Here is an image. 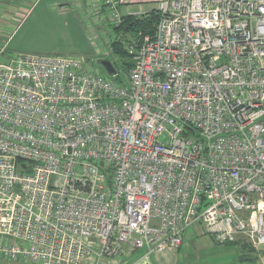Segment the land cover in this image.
<instances>
[{
    "label": "built area",
    "instance_id": "obj_1",
    "mask_svg": "<svg viewBox=\"0 0 264 264\" xmlns=\"http://www.w3.org/2000/svg\"><path fill=\"white\" fill-rule=\"evenodd\" d=\"M141 3L157 21L125 42V74L0 48V260L264 246V0H100L96 54Z\"/></svg>",
    "mask_w": 264,
    "mask_h": 264
},
{
    "label": "crops",
    "instance_id": "obj_2",
    "mask_svg": "<svg viewBox=\"0 0 264 264\" xmlns=\"http://www.w3.org/2000/svg\"><path fill=\"white\" fill-rule=\"evenodd\" d=\"M99 3L100 0H0V48H7L9 39L21 23L29 21L24 34L25 38L33 34V47L24 54L58 55L63 48V39L68 35L79 36L81 24L88 26V11H92ZM126 8H120V11L124 9L121 15L129 14ZM22 44L27 45V42L23 41ZM195 238L199 237L187 234L180 250H183L185 243ZM233 244L243 252L238 256L240 264H264V246L256 249L251 247V251L246 252L243 245L247 242L242 238H237ZM180 250L167 248L149 255L145 249L136 250L121 256L120 264H176Z\"/></svg>",
    "mask_w": 264,
    "mask_h": 264
},
{
    "label": "rangeland",
    "instance_id": "obj_3",
    "mask_svg": "<svg viewBox=\"0 0 264 264\" xmlns=\"http://www.w3.org/2000/svg\"><path fill=\"white\" fill-rule=\"evenodd\" d=\"M157 9L156 3H141L130 5L126 8L130 15L138 13H149L151 10ZM121 13L124 9H121ZM29 21L22 22L19 28L11 36L7 43V51L14 53H26L33 47V34L25 38V31H27ZM81 24V22H80ZM91 28L81 24L80 35L73 37L68 35L63 39L61 52L58 55L63 56H80L83 57L92 71L104 74V70L99 65L100 60H110L107 55L96 54L99 48V41L97 35H92ZM121 39H130L132 33H123L120 31ZM36 39V38H34ZM23 41L27 45L22 44ZM178 248V250H180ZM239 246L235 244L230 245H216L210 242L207 237L195 238L191 242L185 243L183 250H180V257L176 264H240L238 256L242 255ZM139 255V254H138ZM0 264H29L23 261L11 262L8 260H0Z\"/></svg>",
    "mask_w": 264,
    "mask_h": 264
},
{
    "label": "trees",
    "instance_id": "obj_4",
    "mask_svg": "<svg viewBox=\"0 0 264 264\" xmlns=\"http://www.w3.org/2000/svg\"><path fill=\"white\" fill-rule=\"evenodd\" d=\"M156 21V10H152L141 17L134 15L122 16L121 25L114 30L118 38L110 43L111 51L109 53V57L117 73L125 74L131 66L129 55L125 49V42L128 41L129 38L122 40L119 32L132 33V37H135L138 32L151 35L154 31ZM243 248L246 252L251 251V247L247 244H244Z\"/></svg>",
    "mask_w": 264,
    "mask_h": 264
},
{
    "label": "water",
    "instance_id": "obj_5",
    "mask_svg": "<svg viewBox=\"0 0 264 264\" xmlns=\"http://www.w3.org/2000/svg\"><path fill=\"white\" fill-rule=\"evenodd\" d=\"M98 63L102 67L106 75L114 76L116 74L114 67L108 60H100ZM0 64L8 65V60L4 59L3 57H0Z\"/></svg>",
    "mask_w": 264,
    "mask_h": 264
}]
</instances>
